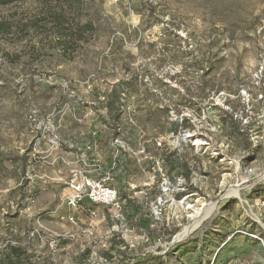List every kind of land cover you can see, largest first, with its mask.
<instances>
[{
  "label": "rangeland",
  "instance_id": "374dc122",
  "mask_svg": "<svg viewBox=\"0 0 264 264\" xmlns=\"http://www.w3.org/2000/svg\"><path fill=\"white\" fill-rule=\"evenodd\" d=\"M0 23V264H264V0H8ZM87 180L118 206L75 199Z\"/></svg>",
  "mask_w": 264,
  "mask_h": 264
},
{
  "label": "trees",
  "instance_id": "16d2710c",
  "mask_svg": "<svg viewBox=\"0 0 264 264\" xmlns=\"http://www.w3.org/2000/svg\"><path fill=\"white\" fill-rule=\"evenodd\" d=\"M8 0H0V5L6 4ZM3 3V4H2ZM65 19L61 17L60 15H56L55 13L52 15L51 21L55 24L57 28H59V32L62 33L63 36L76 38L77 40H83L84 36L87 32L95 31L94 27L91 24L88 25H80L76 24L75 26H72L70 28V31L67 29H64L63 24ZM0 26H2V29H5L6 25H2L0 23ZM66 31V32H65ZM69 32V34H67ZM122 92V87H120L116 93V97L112 99V102H110V106L113 108H118V110L121 107V101H120V93ZM185 177L187 179L190 176L189 170L187 167H185ZM131 205L135 209L137 213H140L139 207L136 206L134 203L131 202ZM146 228H150L148 224L144 225ZM12 256H15L16 258H20L21 253L20 249L16 247L9 246L6 248L5 253L3 254L1 264H13L12 262ZM142 258H138V260H141Z\"/></svg>",
  "mask_w": 264,
  "mask_h": 264
},
{
  "label": "built area",
  "instance_id": "2783aa9c",
  "mask_svg": "<svg viewBox=\"0 0 264 264\" xmlns=\"http://www.w3.org/2000/svg\"><path fill=\"white\" fill-rule=\"evenodd\" d=\"M77 174H75L76 176ZM109 178H107L108 180ZM88 189L86 196L92 201L93 203H101L104 205L110 206H118V193L115 189L105 187L101 183H95L93 181L87 180L83 183H77L75 190H76V197L75 199L81 200L83 198L84 191ZM77 202V201H74Z\"/></svg>",
  "mask_w": 264,
  "mask_h": 264
},
{
  "label": "crops",
  "instance_id": "0c3cea01",
  "mask_svg": "<svg viewBox=\"0 0 264 264\" xmlns=\"http://www.w3.org/2000/svg\"><path fill=\"white\" fill-rule=\"evenodd\" d=\"M225 253H226V251H223V253H222V255H221L222 258H226V257H228V255L226 256Z\"/></svg>",
  "mask_w": 264,
  "mask_h": 264
}]
</instances>
